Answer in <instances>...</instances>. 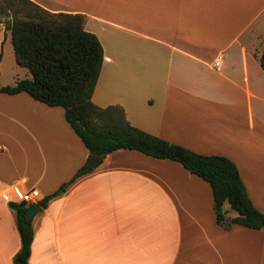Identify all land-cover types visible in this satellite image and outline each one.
<instances>
[{"label": "crops", "instance_id": "0c3cea01", "mask_svg": "<svg viewBox=\"0 0 264 264\" xmlns=\"http://www.w3.org/2000/svg\"><path fill=\"white\" fill-rule=\"evenodd\" d=\"M31 1L83 15L99 39L97 107H120L143 132L228 158L264 213V0ZM7 43L0 22V52ZM88 156L62 108L0 94V264H14L21 248L11 204L32 190L45 201ZM32 224L29 264H264V231L219 226L209 183L135 150L106 155Z\"/></svg>", "mask_w": 264, "mask_h": 264}, {"label": "trees", "instance_id": "16d2710c", "mask_svg": "<svg viewBox=\"0 0 264 264\" xmlns=\"http://www.w3.org/2000/svg\"><path fill=\"white\" fill-rule=\"evenodd\" d=\"M0 22L11 33L17 65L31 74V78L17 80L14 85L0 86V94L26 93L49 107L62 108L66 121L89 151L86 163L72 180L38 203L42 208L73 181L93 172L102 163L100 157L118 150H135L178 162L209 183L219 226L264 231V213L252 203L231 160L169 143L133 127L122 108H99L93 103L104 50L99 39L85 30L83 15L51 13L31 0H0ZM260 63L264 70V51ZM226 205L236 212V217L229 218ZM11 208L21 240L14 264H29L35 234L32 222L26 218L28 206L11 204Z\"/></svg>", "mask_w": 264, "mask_h": 264}, {"label": "rangeland", "instance_id": "374dc122", "mask_svg": "<svg viewBox=\"0 0 264 264\" xmlns=\"http://www.w3.org/2000/svg\"><path fill=\"white\" fill-rule=\"evenodd\" d=\"M2 18H5V16ZM11 45L7 43L4 52H0V62H2L0 66V86L13 85L18 79H26L27 75H30L31 78L28 70L17 66L14 49Z\"/></svg>", "mask_w": 264, "mask_h": 264}, {"label": "built area", "instance_id": "2783aa9c", "mask_svg": "<svg viewBox=\"0 0 264 264\" xmlns=\"http://www.w3.org/2000/svg\"><path fill=\"white\" fill-rule=\"evenodd\" d=\"M222 64V56L218 57L216 61L214 62V67L216 69H219ZM41 200V195L38 190H32L30 192L25 193L22 196V203L26 204L28 207H30L33 204H38Z\"/></svg>", "mask_w": 264, "mask_h": 264}, {"label": "water", "instance_id": "95a60500", "mask_svg": "<svg viewBox=\"0 0 264 264\" xmlns=\"http://www.w3.org/2000/svg\"><path fill=\"white\" fill-rule=\"evenodd\" d=\"M105 156L99 158V160H103ZM42 211V207L39 204H33L28 207V211L26 213V218L28 221L32 222V220Z\"/></svg>", "mask_w": 264, "mask_h": 264}]
</instances>
